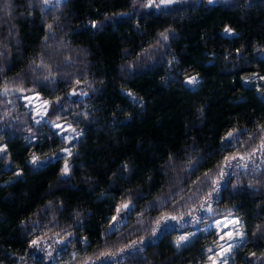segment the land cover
Here are the masks:
<instances>
[{
  "label": "trees",
  "instance_id": "1",
  "mask_svg": "<svg viewBox=\"0 0 264 264\" xmlns=\"http://www.w3.org/2000/svg\"><path fill=\"white\" fill-rule=\"evenodd\" d=\"M146 1L0 0V264H208L215 230L165 224L228 216L230 264H264V96L244 83L264 76V0ZM31 92L77 139L34 122Z\"/></svg>",
  "mask_w": 264,
  "mask_h": 264
},
{
  "label": "rangeland",
  "instance_id": "2",
  "mask_svg": "<svg viewBox=\"0 0 264 264\" xmlns=\"http://www.w3.org/2000/svg\"><path fill=\"white\" fill-rule=\"evenodd\" d=\"M63 0H45L46 6H51L59 3ZM199 0H148L146 1L149 8L162 9L169 8L176 5H184L198 2ZM226 0H212V2H223ZM158 5V7H157ZM260 56L264 58V51L260 53ZM193 78H195L193 80ZM189 81H192L191 83ZM199 82V77L196 75L187 78V83L191 86H195ZM244 83L255 86L259 92L264 96V76L260 74H251L244 77ZM86 92L81 88L72 90L70 98L81 99L86 96ZM23 105L32 115L35 123L47 122L62 138L68 143H71L79 136L80 132L76 130L72 124L61 119H50L48 113L51 108V103L40 96L38 93H21L19 94ZM0 152H3V148L0 147ZM70 148L63 150L64 155H68ZM35 161V163L33 162ZM44 159L33 157L31 162L35 165H41L44 163ZM123 218L116 220V224L122 222ZM174 220V219H173ZM187 224H192L195 229L182 233L178 239V242L185 243L191 240L193 237L201 233H206L211 229L215 230L217 234V240L214 249L212 250L211 257L208 264H230L234 251L240 247L246 240V235L242 227L241 221L236 217H222L211 221L208 224H200L198 220L192 221L191 219L176 218L175 221H167L165 227H184ZM187 237L186 240H181V237ZM233 237L229 239V237ZM66 245V240L57 236L51 237L44 241H40L36 244L35 250L50 261H54L56 256L61 253L63 247ZM232 245L231 251L226 253L228 246ZM110 262L109 259L105 260Z\"/></svg>",
  "mask_w": 264,
  "mask_h": 264
},
{
  "label": "snow or ice",
  "instance_id": "3",
  "mask_svg": "<svg viewBox=\"0 0 264 264\" xmlns=\"http://www.w3.org/2000/svg\"><path fill=\"white\" fill-rule=\"evenodd\" d=\"M209 2L211 3L212 0H209ZM149 7H151V5H149ZM157 7H158V5H157ZM225 31H226V32H230L231 30H230V29H225ZM194 79H195V78H193V80H194ZM189 82L191 83L192 81H189ZM230 135H231V134H230ZM33 162L35 163V161H33ZM65 172H67V167L65 168ZM173 219H175V217H173ZM232 238H233V237H231V236L229 237V239H232ZM180 239L183 241V240H186L187 237H183V236H182ZM231 248H232V245H229V246H228V249L225 250L226 253H227V252H230V251H231ZM225 264H226V262H225Z\"/></svg>",
  "mask_w": 264,
  "mask_h": 264
}]
</instances>
